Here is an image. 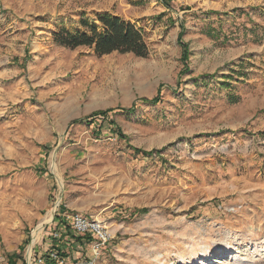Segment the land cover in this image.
Segmentation results:
<instances>
[{"label":"rangeland","instance_id":"rangeland-1","mask_svg":"<svg viewBox=\"0 0 264 264\" xmlns=\"http://www.w3.org/2000/svg\"><path fill=\"white\" fill-rule=\"evenodd\" d=\"M104 14L148 55L53 41ZM48 256L264 264V0H0V264Z\"/></svg>","mask_w":264,"mask_h":264},{"label":"trees","instance_id":"trees-1","mask_svg":"<svg viewBox=\"0 0 264 264\" xmlns=\"http://www.w3.org/2000/svg\"><path fill=\"white\" fill-rule=\"evenodd\" d=\"M97 21L98 25H92L88 20L82 19L80 21V25L84 28L82 31H71L62 27L53 33V41L69 49L80 46L88 47L96 56L111 52L130 53L137 57L148 55L149 48L142 31L130 20L117 15L104 14L100 15ZM136 151L139 150L136 149ZM85 235L86 237H83ZM89 237V234L77 236L76 241L87 240ZM56 252L59 259L66 256L60 247L56 249ZM47 258L50 264H55L51 256Z\"/></svg>","mask_w":264,"mask_h":264},{"label":"built area","instance_id":"built-area-1","mask_svg":"<svg viewBox=\"0 0 264 264\" xmlns=\"http://www.w3.org/2000/svg\"><path fill=\"white\" fill-rule=\"evenodd\" d=\"M71 228L77 234H89L95 239L98 245H102L109 238L107 231L100 224L87 221L80 216L72 218Z\"/></svg>","mask_w":264,"mask_h":264},{"label":"bare ground","instance_id":"bare-ground-1","mask_svg":"<svg viewBox=\"0 0 264 264\" xmlns=\"http://www.w3.org/2000/svg\"><path fill=\"white\" fill-rule=\"evenodd\" d=\"M35 237V236H34Z\"/></svg>","mask_w":264,"mask_h":264}]
</instances>
